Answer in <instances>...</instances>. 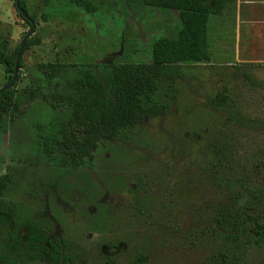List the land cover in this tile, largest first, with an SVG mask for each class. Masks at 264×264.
Listing matches in <instances>:
<instances>
[{"label": "rangeland", "instance_id": "1", "mask_svg": "<svg viewBox=\"0 0 264 264\" xmlns=\"http://www.w3.org/2000/svg\"><path fill=\"white\" fill-rule=\"evenodd\" d=\"M85 1L94 12L73 0H25L34 44L20 58L19 111L0 127V175L12 167L13 177L0 202L17 221L42 218L52 236L75 245L69 264H136L138 257L143 264H231L236 246L216 229V208L264 212L260 4L236 0L209 17L210 61L183 64L182 80L160 88L154 102L166 113L100 139L72 168L59 133L71 108L58 95L72 93L84 68L102 78L105 66L150 63L152 44L181 27L175 11L141 0ZM30 28L14 0H0V45L8 53ZM6 82L0 65V88ZM220 92L227 104L213 110L207 101ZM241 260L264 264V249Z\"/></svg>", "mask_w": 264, "mask_h": 264}, {"label": "trees", "instance_id": "2", "mask_svg": "<svg viewBox=\"0 0 264 264\" xmlns=\"http://www.w3.org/2000/svg\"><path fill=\"white\" fill-rule=\"evenodd\" d=\"M145 6L175 11L180 29L175 38H160L151 46V62L147 64L109 65V72L99 78L91 67L84 68L72 82V93L58 95V100L66 101L71 108V116L61 123L60 144L64 159L72 168L84 164L85 157L100 139L117 136L121 131L141 125L144 121L166 113L165 105L154 102V96L162 86L170 87L182 80L181 67L186 63H208V20L211 16H221L225 8L236 0H141ZM76 7L88 13L95 11L85 0H73ZM18 5L26 11L25 0ZM15 6V0H14ZM27 12V11H26ZM31 27L33 17L25 20ZM42 19L46 18L42 16ZM24 38V37H23ZM34 43L27 39L23 50ZM20 45L8 53L0 45V65L4 67L7 83L12 79L16 55ZM22 64L19 61L18 72ZM246 80L253 84L249 76ZM0 94V127L7 117L11 120L20 108L16 85ZM5 84V85H6ZM228 97L224 92L208 99L207 105L213 110L226 106ZM72 128V130L70 129ZM53 139L52 136H49ZM49 139H47L48 141ZM51 141V139H50ZM46 148L48 147L45 144ZM12 167H7L0 175V198L13 185ZM216 229L235 245L236 257L231 264H238L241 256L248 252L264 249V212L247 213L234 206L220 205L214 212ZM23 231V235H22ZM75 245L52 236V226L42 218L16 220L15 212L0 202V263L21 264L23 259L39 260L46 264H69L70 253ZM146 262V257H138L136 264ZM223 264L227 258H223Z\"/></svg>", "mask_w": 264, "mask_h": 264}, {"label": "water", "instance_id": "3", "mask_svg": "<svg viewBox=\"0 0 264 264\" xmlns=\"http://www.w3.org/2000/svg\"><path fill=\"white\" fill-rule=\"evenodd\" d=\"M15 9L21 15V17L23 19L29 20L28 13L19 7L18 0H15ZM33 32H34V25L31 24L30 30L28 31L27 35L22 39V41L20 43V47H19L18 53L16 55V60H15V66H14L12 79H11V81L9 83H7L6 85H4V86H2L0 88V94H2L3 92H5V91H7V90H9L11 88H13V86L15 84V81H16L17 74H18V65H19V61H20L23 49L25 47L27 39H29L31 37Z\"/></svg>", "mask_w": 264, "mask_h": 264}, {"label": "crops", "instance_id": "4", "mask_svg": "<svg viewBox=\"0 0 264 264\" xmlns=\"http://www.w3.org/2000/svg\"><path fill=\"white\" fill-rule=\"evenodd\" d=\"M248 3L252 5L253 9L256 4H260L262 9V27L264 28V0H248Z\"/></svg>", "mask_w": 264, "mask_h": 264}]
</instances>
